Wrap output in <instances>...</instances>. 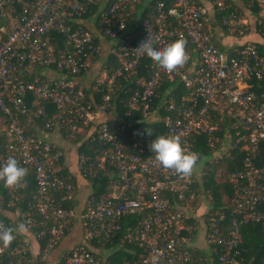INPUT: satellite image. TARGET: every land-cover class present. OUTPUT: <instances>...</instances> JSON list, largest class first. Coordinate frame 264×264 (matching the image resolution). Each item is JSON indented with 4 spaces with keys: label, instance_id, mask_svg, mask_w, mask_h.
<instances>
[{
    "label": "built area",
    "instance_id": "2783aa9c",
    "mask_svg": "<svg viewBox=\"0 0 264 264\" xmlns=\"http://www.w3.org/2000/svg\"><path fill=\"white\" fill-rule=\"evenodd\" d=\"M242 1L244 10L230 0H157L136 25L148 0H0V166L12 157L27 169L14 187L0 179V230L14 235L0 242V264H200L191 236L205 172L197 163L183 176L160 165L149 149L160 135L179 136L196 154L202 137L215 160L245 150L241 167L219 170L232 187L228 224L222 208L202 213L215 264L240 263L241 226L264 224V165H256L264 45L227 41L251 30L264 36V0ZM147 35L158 47L182 38L188 60L166 71L140 46ZM145 57L148 77L137 69ZM47 104L56 108L50 115ZM224 115L234 122L222 139ZM157 123L154 136L146 124ZM99 175L109 191L95 196ZM81 187L88 193L77 195ZM74 228L80 241L53 258ZM119 230L120 243L108 248ZM115 249L121 260L111 258Z\"/></svg>",
    "mask_w": 264,
    "mask_h": 264
},
{
    "label": "trees",
    "instance_id": "16d2710c",
    "mask_svg": "<svg viewBox=\"0 0 264 264\" xmlns=\"http://www.w3.org/2000/svg\"><path fill=\"white\" fill-rule=\"evenodd\" d=\"M157 0H148L147 5H140L138 6L141 9L140 12V20L144 18L145 16H148L155 5V2ZM256 10V8H254ZM59 40H62V37L59 36ZM262 45V43H259ZM110 63L115 64L116 59L114 57H110ZM149 59L147 57L143 58L139 64H138V71L139 74L148 77L149 73L146 69V64H148ZM253 83V87L256 88V83L257 80L253 79L251 81ZM169 82L166 79L162 80V85L160 90H164L167 88ZM182 85H179V92H182ZM123 96L125 93H121ZM31 100V98H28ZM156 101V99L154 100ZM56 110L55 106L53 104H47L46 105V111L50 115ZM231 122H234V119L229 117V116H221V121L219 122V130L217 134L224 139V134L227 133L226 130L229 127V124ZM148 126L147 131L150 132L152 135L156 136L163 130V125L162 123H157L152 126H149V124H146ZM230 132H233L230 130ZM130 134V132H127V136ZM198 139V145L196 147L197 151V164L202 161V170L205 172L204 174V179L202 182V190L203 192L209 191L211 194V199H210V211L216 212V211H221L220 209L222 208L224 211V217L221 220V223L223 225H227L228 222L230 221L232 215L230 214L231 212V203H229V200L226 202L228 204L221 205V199L220 196L218 195L219 189H218V183H217V178L220 177L219 175V170L216 171L215 167L221 162L223 156H227V163L225 166V169H223V172H227L229 170H232L235 167H241L242 166V160L244 158V152L245 150H231L228 154H222V158L220 160H215L214 159V152L216 149H211L209 148L208 145H206L205 141L203 140L202 137L197 138ZM1 142V139H0ZM84 148V147H83ZM219 151V150H218ZM220 152V151H219ZM256 165H264V141L260 142V151H259V157L258 161L256 162ZM67 170H62L60 172L61 175H67ZM93 184V195L99 196L101 194H104L105 192L109 191L106 188V178L104 176H96L92 179ZM226 181V180H225ZM227 187H226V192H227V197L231 198L232 197V187L231 184L226 181ZM34 185V181L32 179V176H29V180L27 182V188L24 189V191H29ZM200 188V187H199ZM61 192L60 190L55 191V195L58 197L60 196ZM66 205V204H65ZM205 214V213H204ZM202 214L201 216H203ZM139 218V216H131L130 221H135ZM241 241L239 244L240 248V256L242 257L241 261L239 264H257L258 262L262 261L264 259V224L263 223H246L241 226ZM123 235V231L119 230L114 239L113 242L108 244L107 247H116L118 243H120V239ZM195 233L191 236L192 239H194ZM120 251H117L116 249L114 252L111 254V258L114 260H121V256L119 255ZM201 261L200 264H215L216 263V258L210 254L209 252H205L203 250L198 251Z\"/></svg>",
    "mask_w": 264,
    "mask_h": 264
},
{
    "label": "clouds",
    "instance_id": "9594fccd",
    "mask_svg": "<svg viewBox=\"0 0 264 264\" xmlns=\"http://www.w3.org/2000/svg\"><path fill=\"white\" fill-rule=\"evenodd\" d=\"M158 38L147 35L140 46L154 58L166 71H172L177 66L188 60L185 52V41L177 39L164 47L156 46ZM150 152L155 160L165 168L174 169L179 175H190L198 156L195 152H187L181 145L179 136L160 135L149 145ZM27 175V169L20 165L15 158H8L3 166H0V179L9 187L20 183ZM14 239L13 229L0 230V242L7 246Z\"/></svg>",
    "mask_w": 264,
    "mask_h": 264
},
{
    "label": "crops",
    "instance_id": "0c3cea01",
    "mask_svg": "<svg viewBox=\"0 0 264 264\" xmlns=\"http://www.w3.org/2000/svg\"><path fill=\"white\" fill-rule=\"evenodd\" d=\"M230 1L235 6H238L242 10H244V6L245 5H244V2L242 0H230ZM245 14L248 15L246 11H245ZM227 41L229 43H242V42H246V41H252V42H256V43H262L264 45V36H263V34L258 33L257 31L251 30V31L246 32L245 34H243L241 36H238V37H231V36L227 37ZM103 54H104V51H103ZM102 57H104V55H102ZM68 158L70 160V164H71L72 169H74L75 168V165H74V163H75V155L73 153H71V154L68 155ZM198 166H199L198 169L200 167H202V161L200 162V165H198ZM220 177H222V176H220ZM198 186L201 189V191H200L201 193H199V196H198V199H197L196 205H195V210H194L195 213H194V215H196V217H198V214L201 216L203 211L205 212L208 209V207H210V203L208 202V200H207V198L205 196V193L202 190V180H201V182H198ZM83 194L79 193L77 195L81 196ZM196 220H197V218H196ZM197 226H198V224H197ZM203 227H204V224H203ZM204 230H205V227H204ZM74 236L80 237V233H79L77 228H74L73 230H71L70 233H68L67 235H65L61 239L59 245L54 250V253L52 254V257L56 258L57 256L62 255V253H64V251H66V249L69 246L74 244L75 242H73V240H72ZM70 243H72V244H70ZM203 251H205L207 253L209 252V250H205V249H203Z\"/></svg>",
    "mask_w": 264,
    "mask_h": 264
},
{
    "label": "rangeland",
    "instance_id": "374dc122",
    "mask_svg": "<svg viewBox=\"0 0 264 264\" xmlns=\"http://www.w3.org/2000/svg\"><path fill=\"white\" fill-rule=\"evenodd\" d=\"M140 12H141V9H138L137 10V15L135 16V19H134V24H138L140 22ZM103 59V57L101 56L99 61H101ZM226 163H227V156H223L221 162H219V164L215 167L216 171L218 170H223L225 169V166H226ZM200 165V163H199ZM217 183H218V189H219V192L218 195L220 196V199H221V205H224V204H228L226 201L229 200V203H231V198H228L227 197V192H226V187H227V182L225 181V179L223 177H218L217 178ZM79 192L80 193H88V189L84 188V187H81L79 189ZM204 212V211H203ZM197 218V221H198V226L196 228V233H195V239L193 241L192 244L196 245L197 247H199L201 250L205 249V250H209V247H208V244L206 242V238H205V234H204V227H203V220H202V216H200L198 214V217ZM73 242H78L80 241V237L78 236H74L73 237ZM72 244V243H70ZM100 253L104 254V250H100L99 251Z\"/></svg>",
    "mask_w": 264,
    "mask_h": 264
}]
</instances>
